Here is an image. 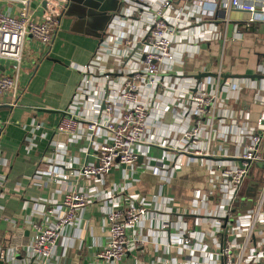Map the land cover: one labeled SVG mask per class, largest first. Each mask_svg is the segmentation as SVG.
Listing matches in <instances>:
<instances>
[{
	"label": "crops",
	"instance_id": "obj_1",
	"mask_svg": "<svg viewBox=\"0 0 264 264\" xmlns=\"http://www.w3.org/2000/svg\"><path fill=\"white\" fill-rule=\"evenodd\" d=\"M163 1L125 0L102 38L88 34L77 17L66 14L51 45L27 38L25 54L37 62L36 71L17 106L0 98L5 125L0 138V249L9 264H34L28 248L35 226L53 225L72 191L82 192L87 203L62 232L50 264H111L99 258L110 239L111 197H119L120 209H126L132 196L147 204L149 215L138 231L129 232L138 242L121 264H225L222 227L230 214L244 213L241 202L250 200L249 183L261 178L262 186L264 180L262 165H255L243 194L233 201L220 169L239 165L244 132L256 129L264 117V79L222 78L264 76V23L249 25V13L222 11L218 0H173L169 24L174 58L160 74L159 86L142 89L148 133L136 150L137 162L119 165L104 180L78 175L85 165L98 164L96 147L108 138L103 131L91 135L86 125L105 118L102 108L110 96L117 112L123 106V63L132 54L140 57ZM20 7L0 0L5 13L17 15ZM31 7L40 19L45 2L33 0ZM100 49L107 56L99 60L97 71H85ZM134 64L132 60L127 68ZM9 65L2 62V69L8 72ZM200 74L217 77L199 82ZM197 87L211 103L195 147L209 156L180 154L190 144L183 134L197 120L192 101ZM69 114L78 119L79 129L59 133L60 121ZM65 175L68 180L61 179ZM263 231L264 225H257L258 239Z\"/></svg>",
	"mask_w": 264,
	"mask_h": 264
},
{
	"label": "built area",
	"instance_id": "obj_2",
	"mask_svg": "<svg viewBox=\"0 0 264 264\" xmlns=\"http://www.w3.org/2000/svg\"><path fill=\"white\" fill-rule=\"evenodd\" d=\"M7 1L18 3L21 7L17 15L0 10V98L8 97L10 102L8 104L15 107L25 94L27 84L37 68V62L26 57V40L31 38L43 46L51 45L61 27L68 0H42L45 2V8L40 19L35 18L32 10L33 0ZM218 1L222 11L240 10L249 13V25L256 22L264 23V0ZM172 3L173 0H164L157 6V18L148 28L140 57L132 54L127 56L128 60L125 63L122 62L123 68L127 71L119 91L123 106L117 112L115 104L110 100L111 96H108L109 99L102 108L105 118L90 120L87 123L86 130L91 135H98V132L103 131L108 138L96 147L98 164L85 165L78 174L81 178L104 180L112 169L119 165H133L137 162L139 154L136 150L141 144L146 143L148 133L149 108L142 99V89L159 86L160 74L168 70L174 58L172 52L174 28L169 24ZM135 47L138 50L141 44ZM104 56H107V53L100 49L97 59L85 66L84 70L97 71L99 60ZM132 60L135 61L134 66L127 68ZM4 61L10 63L8 72L7 68L2 69ZM192 101L197 120L194 127L184 132V138L190 144L180 154L209 156L207 150L204 153L195 145L199 142V132L205 128L202 119L208 113L207 106L210 105L211 98L197 87L192 95ZM79 126L78 119L69 114L60 121L57 131L62 134H74ZM4 129L5 125L0 121V138ZM244 134L245 149L239 157V165L220 167L223 176L228 179L226 189L233 201L243 194L242 189L247 184L252 168L261 164L264 169V117L256 123V129L246 130ZM55 178L59 176L55 175ZM61 179L68 180L69 176H61ZM260 179L249 183L246 196L250 200L246 202L244 198L241 202L244 213L230 214L222 227L221 235L224 240L222 256L225 264H259L264 260V231L259 233L260 239L256 235L257 225H264V180L261 186ZM111 199L114 206L107 213L110 239L100 252L99 258L106 263L121 264L128 252L135 250L138 242L135 236L132 240L129 238V232H136L142 227L149 215V208L147 204L139 202L138 196L127 199L126 209H120L119 197ZM86 203L87 197L82 192H69L64 200V214L53 225L35 226V236L28 248L31 262L50 264L62 232L75 221L78 212ZM0 258H5V251L1 249Z\"/></svg>",
	"mask_w": 264,
	"mask_h": 264
},
{
	"label": "water",
	"instance_id": "obj_3",
	"mask_svg": "<svg viewBox=\"0 0 264 264\" xmlns=\"http://www.w3.org/2000/svg\"><path fill=\"white\" fill-rule=\"evenodd\" d=\"M125 0H68L66 6V16L77 17V23L86 29V32L96 38H102L109 25L119 16L123 9ZM206 77H217L214 74H200L197 80L200 82ZM221 77V76H220ZM222 78L227 82L228 79H250L252 81L263 80L261 75H223ZM0 264H9L6 258H0Z\"/></svg>",
	"mask_w": 264,
	"mask_h": 264
}]
</instances>
